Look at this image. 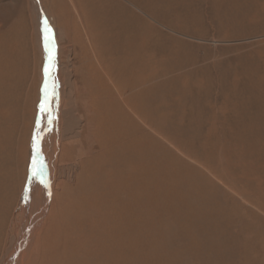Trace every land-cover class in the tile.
Segmentation results:
<instances>
[{
    "label": "rangeland",
    "instance_id": "374dc122",
    "mask_svg": "<svg viewBox=\"0 0 264 264\" xmlns=\"http://www.w3.org/2000/svg\"><path fill=\"white\" fill-rule=\"evenodd\" d=\"M83 1L102 12L92 48L61 14L68 0H38L62 49L47 77L71 60L118 115L103 137L121 131L97 160L84 123L87 163L54 138L48 206L22 264H264V0ZM34 4L0 0V264L36 217L47 54Z\"/></svg>",
    "mask_w": 264,
    "mask_h": 264
},
{
    "label": "bare ground",
    "instance_id": "6f19581e",
    "mask_svg": "<svg viewBox=\"0 0 264 264\" xmlns=\"http://www.w3.org/2000/svg\"><path fill=\"white\" fill-rule=\"evenodd\" d=\"M82 1L83 0H68V3L70 6L62 2V4L64 5L63 6L64 14L63 13L61 14L67 17V19L70 16V13L72 15V18H75V16L78 17L82 28H84L86 32V36L89 37V35L92 32H95V31L100 32L101 28L104 27V26H101L102 23H99L101 19L95 17V15H98V17L100 14L102 15V12H100L99 9L97 11L93 4L92 6L85 7V5H83L84 3L82 4ZM35 2L36 4H34L35 5L34 9L36 12V18H37L36 20L39 23V27L43 29V20L45 19V17L42 15L40 11L38 0H35ZM57 2L61 4V0H57ZM70 7H72V11L74 14L69 10ZM107 13L110 17V13L108 11ZM107 13L105 12V14ZM57 14L58 13H56V15ZM57 16L54 17L51 14V18H50V21L55 26L57 25V21H58ZM88 18H90L91 21H93L92 26L90 25V21L88 20ZM94 21L96 22L95 25H94L95 23ZM112 21L115 23L117 19L111 20V22ZM129 28H131V26H129ZM67 29L68 27L66 28L67 33H65V35L67 36L65 39H67V37H70V34ZM54 35H55L54 30L52 29L53 40L48 44V49L51 50V66L54 65V62L56 59V53L60 54L62 50V49L57 48V44H56L57 42H55ZM88 40L90 43L89 46L92 48L94 44L91 43L90 37L88 38ZM45 52L47 54V64H48L49 63V51H46L45 49ZM67 53L70 55L69 52ZM96 56L98 57V55ZM82 71H81L80 77L78 76L76 77L75 70L73 69L72 61L70 60L68 62H61L55 66L54 75H53L54 81L50 80V78L46 77L45 75V83L47 82V86H48V97H47V104H46V106L48 107V111L43 112L42 114V122L43 123L45 122L43 124V130L39 132L40 134L37 133L39 134V137H40V140H39L40 155L37 156V167L39 168V164L42 161L43 169L40 175H36L33 177L35 185L32 189H34L36 193H34V196L30 198L29 200V203L32 205L31 210L34 211V213L36 214L35 215L36 217L34 218V221L32 222L33 225L25 228L23 236L21 237V239L19 240L18 244L15 247V250H14L15 257L13 258V260H11L10 264H22V261H23L22 256L26 252L27 243L29 239L32 237V234L34 233V230H35L34 227H37V225L40 223L44 215L45 208L48 206V201L50 197L51 175L52 173H54L52 172L50 175L51 171L48 168V164L50 163L51 165L54 166L58 162V155H56V149L54 148V145H55L54 138H56L58 142H61L62 140L67 141V142H71V141L74 142L75 146L78 147V155L80 156V158H78L77 161L78 163L79 162L84 163L86 162L84 161V159L87 156L86 155L87 153L86 154L83 153L84 147L86 145V141H85V137H81L83 134L82 127H84L85 125L84 123L89 122V125L86 127L87 128L86 129L87 139L90 136L98 137V141H96V138L93 137L95 141L99 143L98 145L96 144L97 146H94L95 148L97 147L99 148V153H97L95 158L97 160H100L101 157H104L107 151L108 152L115 151V150H112L111 147H113L118 141L117 140L118 134L121 131L120 128H117L113 130L112 132H110V135L107 137V139L104 138L102 134L105 132L107 128L106 127L107 125H104V120L106 119L108 126L112 128L113 124L111 121H113V118H118V115L115 113H111V114H106L107 112L103 113V111L105 110L109 111V109H111L112 112H115V110H113L111 106L109 107L107 105L108 103H106L105 105V101L103 100L104 93L100 91L101 83L99 81L93 82L91 76L86 77L84 79ZM50 83L52 85L54 83L55 86L57 87L61 83V86H62L61 88L62 95H59L60 105L58 107V110L60 109V107L62 109H60L59 112L57 111V113H55L52 109L53 107L52 105L55 104V101H54L55 99H54V96H52L53 90L51 88L52 86H50L51 85ZM105 94H107V91ZM109 96H110V93H109ZM42 101H45L44 89H43ZM0 109H1V103H0ZM49 113H51V116H49ZM1 114H2V110L0 111V117L2 118ZM50 120L51 122H49ZM80 123H83V125L82 124L80 125ZM59 126H60V129L58 130ZM123 135H126V133ZM68 146L70 148L72 147V145H68Z\"/></svg>",
    "mask_w": 264,
    "mask_h": 264
},
{
    "label": "snow or ice",
    "instance_id": "6c2138e0",
    "mask_svg": "<svg viewBox=\"0 0 264 264\" xmlns=\"http://www.w3.org/2000/svg\"><path fill=\"white\" fill-rule=\"evenodd\" d=\"M43 32H44V40H45V49L46 51H49V63L45 65L44 72L46 77L51 72V50L48 49V44L53 40L52 36V28L49 26L47 19L43 20ZM45 101H42L40 104V110L41 112H47L48 107L47 104V97H48V86L47 82L45 83ZM52 96H55V84L53 83V92ZM49 116H51V113H49ZM51 122V120L49 121ZM39 140L40 137L38 134H34L32 137V151H33V157H32V163L30 164V170L32 171L33 176L40 175L43 169V162L41 161L39 164V168L37 167V156L40 155V148H39Z\"/></svg>",
    "mask_w": 264,
    "mask_h": 264
}]
</instances>
